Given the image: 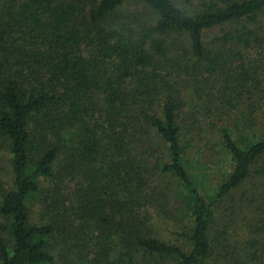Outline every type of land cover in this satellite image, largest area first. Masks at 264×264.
I'll return each mask as SVG.
<instances>
[{"label":"trees","instance_id":"trees-1","mask_svg":"<svg viewBox=\"0 0 264 264\" xmlns=\"http://www.w3.org/2000/svg\"><path fill=\"white\" fill-rule=\"evenodd\" d=\"M130 1L0 0V264H264V0Z\"/></svg>","mask_w":264,"mask_h":264},{"label":"rangeland","instance_id":"rangeland-1","mask_svg":"<svg viewBox=\"0 0 264 264\" xmlns=\"http://www.w3.org/2000/svg\"><path fill=\"white\" fill-rule=\"evenodd\" d=\"M182 7L186 9V6L183 5ZM124 8H125L124 10L129 12L128 14L136 16L138 21L144 22L152 18L151 17L152 15L149 12V10L143 5L142 2L138 0L128 2ZM261 26L262 29H264V18L262 19ZM219 35H221V33L218 29L207 32L205 36L206 42L207 43L212 42ZM4 158H7V156L5 154L4 155L1 154V160H3ZM198 159L200 160V158H197L196 161H198ZM226 159L227 158H225L224 154L223 155L219 154L215 160L209 161V163H205L204 160H202L201 162H199V165H202V167L200 166L197 168H193L192 176L195 179L198 188L200 189V191H202L203 194L205 195L211 194L215 185H217L224 178V174L226 172L225 165L227 164ZM203 164H209L210 166L209 172L202 173L204 171ZM251 186L252 184L247 185L245 188H243L240 191V193L246 191V189H250ZM218 213H219L218 222L215 231L219 235H221V237H219L218 239L219 247L217 243V249L218 250L224 249V243H225V248L227 250H229V246L233 247L235 246L236 243L238 245V248L240 246L243 247L248 236H247V231L243 228L242 222L235 218V222L231 223L232 220L231 218H229L230 212L224 213V211L223 212L220 211ZM157 229H158L157 234L159 235V237H162L163 239L172 242L176 240L174 236L171 235V233L175 231L171 226V222H169L168 225L167 224L157 225ZM214 233L212 234L213 236ZM177 244L183 246L182 242L177 241ZM157 264H169V262L166 260H158Z\"/></svg>","mask_w":264,"mask_h":264}]
</instances>
